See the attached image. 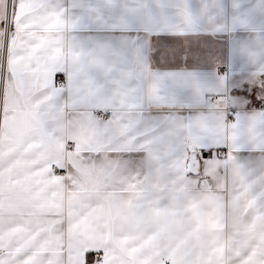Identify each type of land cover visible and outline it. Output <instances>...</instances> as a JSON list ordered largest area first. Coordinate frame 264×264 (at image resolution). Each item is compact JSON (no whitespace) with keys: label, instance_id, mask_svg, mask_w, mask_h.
<instances>
[{"label":"snow or ice","instance_id":"snow-or-ice-1","mask_svg":"<svg viewBox=\"0 0 264 264\" xmlns=\"http://www.w3.org/2000/svg\"><path fill=\"white\" fill-rule=\"evenodd\" d=\"M0 264H264V0H0Z\"/></svg>","mask_w":264,"mask_h":264}]
</instances>
